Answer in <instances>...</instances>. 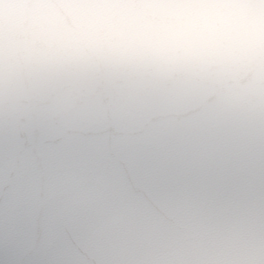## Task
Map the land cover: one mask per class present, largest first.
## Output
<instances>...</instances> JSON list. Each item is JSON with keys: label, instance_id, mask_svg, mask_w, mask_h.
I'll return each mask as SVG.
<instances>
[{"label": "clouds", "instance_id": "clouds-1", "mask_svg": "<svg viewBox=\"0 0 264 264\" xmlns=\"http://www.w3.org/2000/svg\"><path fill=\"white\" fill-rule=\"evenodd\" d=\"M0 264H264V0H0Z\"/></svg>", "mask_w": 264, "mask_h": 264}]
</instances>
